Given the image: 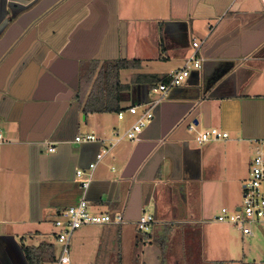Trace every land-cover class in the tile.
I'll return each instance as SVG.
<instances>
[{
  "label": "crops",
  "instance_id": "1",
  "mask_svg": "<svg viewBox=\"0 0 264 264\" xmlns=\"http://www.w3.org/2000/svg\"><path fill=\"white\" fill-rule=\"evenodd\" d=\"M192 40L201 43V68L160 94L152 119L127 139L137 117L126 109L139 111L159 95L146 76L180 68ZM122 60L118 103L104 92L97 99L123 117L85 114L76 99L79 76L90 70L99 81ZM193 118L198 131L214 127L227 137L196 144L186 125ZM122 123L125 131L111 140ZM0 130L3 264H25L22 246L53 243V220L82 196L76 171L86 172L102 150L85 198L90 211H120L127 222L93 232H116L121 247L122 234L133 236L134 221L147 212L154 218L148 242L165 229L171 236L173 224L200 218L205 194L228 201L253 141L264 137V0H0ZM85 134L96 140L74 142ZM104 241L94 242L96 261ZM186 256L168 263L193 259Z\"/></svg>",
  "mask_w": 264,
  "mask_h": 264
},
{
  "label": "rangeland",
  "instance_id": "2",
  "mask_svg": "<svg viewBox=\"0 0 264 264\" xmlns=\"http://www.w3.org/2000/svg\"><path fill=\"white\" fill-rule=\"evenodd\" d=\"M133 116L136 118L138 114ZM113 128L109 133L111 140L125 131V124L122 123L120 127L114 126ZM199 129L201 128L197 125L193 133ZM104 145L108 146L105 143ZM247 180L248 167L247 171H243L240 186L233 188V194L228 201L205 194L206 200L202 204L203 214L201 213L199 219L191 220L194 224H173L171 236L165 229V232L162 230L160 237L155 236V240L152 235L150 243L146 233L133 230L132 234L134 237L136 236V239L131 234H122V244L119 247L115 243V239L118 237L116 232L112 230L103 232L101 237L99 233L93 232L92 226H83L70 238V258L74 264H178V262H168L172 256H182L183 253V259L187 258L186 255L193 258L192 260H183V264H215L216 262L220 264H264V224L252 227L253 235L245 236L231 224L213 221V217L222 206L232 212L236 205L241 204L242 185ZM223 201H225V205H222ZM98 209L100 210V208ZM122 227H126V225ZM51 236H49L50 240L51 238L54 240ZM99 238L106 241L98 250L99 253L102 252V256L99 261H96L94 242ZM159 238L164 240L161 239L162 242H160Z\"/></svg>",
  "mask_w": 264,
  "mask_h": 264
},
{
  "label": "built area",
  "instance_id": "3",
  "mask_svg": "<svg viewBox=\"0 0 264 264\" xmlns=\"http://www.w3.org/2000/svg\"><path fill=\"white\" fill-rule=\"evenodd\" d=\"M200 44L196 40L191 41V53L184 61V64L180 68L170 72L167 83L158 84L150 89L153 93H159V95L152 98L140 112L136 106H130L126 109L130 114H138L136 121L124 134L127 139H137L142 128L152 119V109L162 99V95L160 94H165L169 88L180 86L189 76L191 69L201 68ZM117 116L118 118H122L123 112H118ZM194 130V126L192 124L189 125L188 132L193 133ZM227 135L225 131L210 127L197 131L192 136L194 142L200 145L211 139L226 138ZM94 140L96 138L91 134L77 135L74 138V142L76 143ZM5 141L4 134L0 130V145ZM253 142L254 154L249 162L248 180L242 185V199L241 204L238 205V210L236 208L230 212L228 208L221 207L213 218L216 222L233 225L245 236L253 235L252 227L264 224V137L255 139ZM47 151L53 152L55 151V147L50 145ZM103 152L105 150L96 155L94 162L88 165L86 172L82 170L76 171V178L78 186L82 191V196L75 205L60 210L53 220L54 258L45 264H74L69 254L70 238L74 231L81 227L108 224L121 226L127 222L120 211L111 213L90 211L88 201L85 198V192L91 181L92 170L102 157ZM83 175H86V177L82 179ZM153 222L154 218L151 214L142 212L134 221L135 229L147 233L150 231Z\"/></svg>",
  "mask_w": 264,
  "mask_h": 264
},
{
  "label": "trees",
  "instance_id": "4",
  "mask_svg": "<svg viewBox=\"0 0 264 264\" xmlns=\"http://www.w3.org/2000/svg\"><path fill=\"white\" fill-rule=\"evenodd\" d=\"M125 63L126 61L124 60L117 61L112 63V65H108L107 68H104L101 71L103 74L101 77L103 81L102 86L99 83L101 78L98 81V78L92 75L91 72L94 71H84L79 76L76 99L85 114L88 112H119V107L113 106L109 108L107 106V101L98 100L97 95L100 92H104L107 95L111 94L114 97L115 104L118 103L117 97L119 93L125 89V86L120 83L118 70L124 67ZM146 77L150 78V88L161 83H167L169 80V75L159 77L149 75ZM21 250L26 264H45L54 258L55 245L54 243L42 241L34 246H22ZM216 263L220 264L219 262Z\"/></svg>",
  "mask_w": 264,
  "mask_h": 264
},
{
  "label": "water",
  "instance_id": "5",
  "mask_svg": "<svg viewBox=\"0 0 264 264\" xmlns=\"http://www.w3.org/2000/svg\"><path fill=\"white\" fill-rule=\"evenodd\" d=\"M197 125L198 124V121H197V119L196 118H193V119H190L188 122H187V126L189 127V125ZM237 210H238V207H237ZM19 253H20V255H22L23 256V254H22V250L21 249H19ZM23 259H24V257H23ZM24 263L26 264V261H25V259H24Z\"/></svg>",
  "mask_w": 264,
  "mask_h": 264
},
{
  "label": "flooded vegetation",
  "instance_id": "6",
  "mask_svg": "<svg viewBox=\"0 0 264 264\" xmlns=\"http://www.w3.org/2000/svg\"><path fill=\"white\" fill-rule=\"evenodd\" d=\"M11 251H13L15 254V256H16V252H15V250H14V248L13 249H11ZM17 259V258H16ZM19 262V261H18ZM0 264H3V260H2V258H1V256H0ZM16 264V263H15ZM20 264V263H19Z\"/></svg>",
  "mask_w": 264,
  "mask_h": 264
}]
</instances>
